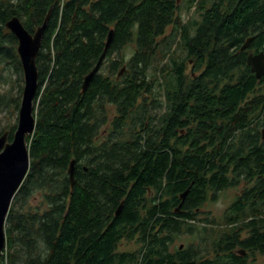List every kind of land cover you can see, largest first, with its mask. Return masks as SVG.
I'll list each match as a JSON object with an SVG mask.
<instances>
[{"label":"trees","instance_id":"trees-1","mask_svg":"<svg viewBox=\"0 0 264 264\" xmlns=\"http://www.w3.org/2000/svg\"><path fill=\"white\" fill-rule=\"evenodd\" d=\"M184 4L0 0V64L12 65L20 81L18 41L6 23L18 17L34 34L49 16L37 57L36 130L27 139L31 166L6 220L0 264H254L252 256L264 255V77L258 80L247 62L264 52V0ZM184 7L198 17L184 23ZM112 30L103 60L108 74L99 71L82 93ZM178 38L184 60L171 53ZM128 46L134 52L126 60ZM7 104L1 96L0 108ZM157 110L163 112L152 114ZM244 183L224 217L233 227L209 242L210 226L219 224L197 212ZM36 192L47 207L32 211ZM187 233L201 240L173 249ZM124 241L138 248L119 250Z\"/></svg>","mask_w":264,"mask_h":264},{"label":"water","instance_id":"water-1","mask_svg":"<svg viewBox=\"0 0 264 264\" xmlns=\"http://www.w3.org/2000/svg\"><path fill=\"white\" fill-rule=\"evenodd\" d=\"M49 17V16H48ZM48 17L43 26L39 27L34 34H31L18 17L10 19L6 28L16 37L18 41L17 53L19 55L24 78V88L20 104L19 120L13 140L9 141V131L0 136V257L6 246V220L11 209L13 200L27 177L31 157L27 139L32 137L36 130V117L34 114V100L38 91L39 72L37 68V57L41 49L42 40L47 26ZM114 39V31H110L105 46V51L98 64L83 81L82 93H85L99 73L105 53ZM254 38H249L241 47L242 51L248 49ZM248 65L258 80L264 77V52L249 54ZM122 73L119 74V77ZM264 140V129L262 130ZM76 160L69 164L68 174L72 188L75 185ZM190 188L180 195L181 203L176 209L179 212L189 194ZM123 203L118 207V215ZM182 249L183 246H180Z\"/></svg>","mask_w":264,"mask_h":264},{"label":"rangeland","instance_id":"rangeland-1","mask_svg":"<svg viewBox=\"0 0 264 264\" xmlns=\"http://www.w3.org/2000/svg\"><path fill=\"white\" fill-rule=\"evenodd\" d=\"M180 6H184V0H178ZM180 16L182 20L187 22L188 20L192 18H197V12L195 11V8L190 10L189 12L186 11V7L182 9L180 12ZM173 33V28H169L167 32V36L171 35ZM134 52V47L133 46H128L123 50V58L126 60H129L130 57L132 56ZM173 57L179 60H184L185 59V51L183 50L179 38L177 39L176 43L173 44L172 46V52ZM116 57V56H115ZM113 57V59H115ZM168 60V59H167ZM167 60H163L162 63L165 64ZM160 61V60H159ZM189 63V60L187 61ZM162 63L160 65H162ZM109 64V61H105L102 64V67L100 71L104 73L105 75L108 74L107 70V65ZM191 65L188 66L187 74L191 75ZM149 78H152L153 80L156 79L154 69H150L148 73ZM23 88H24V78L23 75L21 77V81L19 79V75H17L14 71V67L10 64L3 63L0 64V97L4 96L7 99V106L4 107L2 106L0 108V133H4L5 131H9V137L11 134L15 133L17 129V124L19 120V111H20V104L22 100V94H23ZM160 85L157 84L155 86V92L156 94H160L159 92ZM162 94V93H161ZM159 97V96H158ZM161 98V97H159ZM19 104L17 105V103ZM36 112L35 116L37 117L38 113V103L36 104ZM159 112H163V110L160 111H153L152 114ZM108 115L110 119L112 120L115 115H116V110L114 109L113 106H108ZM16 128V129H15ZM262 130L264 129L261 128ZM105 130V128H104ZM185 134V133H184ZM9 139V138H8ZM244 186H248L247 183L242 184V186L234 189V188H229L227 190H224L222 192L218 193V197L216 200H211L206 202L205 205L202 207L203 210V216H201L203 219L204 218H210L214 219L217 221L219 225H211L210 228L214 230V235L207 237V240L210 242L212 238L215 236V234L220 230L223 232L229 230V226L225 220V208L228 207L231 204V201H234L236 197L238 196L239 193H241L242 188ZM15 200V198H14ZM28 206L29 209L32 211H35L37 209H42L46 208L47 204L44 203L43 201V194L41 192H36L34 193L30 199L28 200ZM204 224H201L203 226ZM200 235V234H199ZM198 234L192 235V234H183L178 237L176 244L172 246L173 249H175L178 246H188L192 244H197L201 238L199 237ZM138 246L133 243V242H127L124 241L120 247L119 250L121 251H128V250H136ZM171 248V249H172ZM207 249H209V253L213 254V249L212 246L209 245L207 246ZM254 259H250V262L254 264H264V255H260L258 253L255 254V256H252Z\"/></svg>","mask_w":264,"mask_h":264},{"label":"flooded vegetation","instance_id":"flooded-vegetation-1","mask_svg":"<svg viewBox=\"0 0 264 264\" xmlns=\"http://www.w3.org/2000/svg\"><path fill=\"white\" fill-rule=\"evenodd\" d=\"M179 2V1H178ZM249 48V47H248ZM251 54H254V53H251ZM258 54V53H257ZM107 129H108V127H107ZM185 133V131H181V134H184ZM77 166H78V164L76 163V169H77ZM82 169H83V173H87L88 172V167L86 166V165H84V166H82ZM76 173V172H75ZM75 176H76V174H75ZM81 177V176H80ZM238 188V187H237ZM227 189H229V188H225L224 190H227ZM234 189H236V188H234ZM224 190H222V191H224ZM222 191H220V192H222ZM240 194V193H239ZM238 194V195H239ZM149 196H151V198L153 197V195L152 194H150ZM238 197V196H237ZM236 197V198H237ZM235 201V200H234ZM234 201H231V204L228 206V207H226L225 208V214L227 213V212H229L230 211V209L232 208V205H233V202ZM179 212H180V210H179ZM179 212H176V213H179ZM201 213L199 216L201 217V216H203V210H202V208H201V210L200 211H198L197 213ZM233 227V225H230L229 226V229H231ZM241 236H242V238H244V237H246L247 235H248V231L247 230H244V231H242L241 233ZM213 248V247H212ZM181 249V248H180ZM183 249V248H182ZM231 253H233V254H235V255H238V256H240L241 255V251H240V249H234V250H232V252ZM243 254L245 255V252H243Z\"/></svg>","mask_w":264,"mask_h":264},{"label":"built area","instance_id":"built-area-1","mask_svg":"<svg viewBox=\"0 0 264 264\" xmlns=\"http://www.w3.org/2000/svg\"><path fill=\"white\" fill-rule=\"evenodd\" d=\"M2 255H3V252H2Z\"/></svg>","mask_w":264,"mask_h":264}]
</instances>
